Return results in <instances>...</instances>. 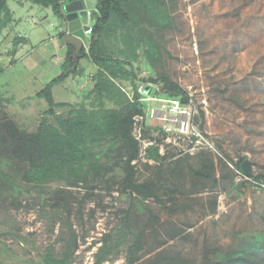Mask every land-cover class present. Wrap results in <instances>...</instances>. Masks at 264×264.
I'll return each mask as SVG.
<instances>
[{
  "label": "rangeland",
  "instance_id": "374dc122",
  "mask_svg": "<svg viewBox=\"0 0 264 264\" xmlns=\"http://www.w3.org/2000/svg\"><path fill=\"white\" fill-rule=\"evenodd\" d=\"M166 2L173 26L161 35L158 68L188 93L193 127L181 137L163 134L160 123L147 115V103L156 101L146 102L145 120L137 117L133 131L140 141L138 168L146 176L143 163H157L148 157L150 145H158V153L167 156L163 164L205 150L216 164L217 186L209 190L211 185L206 183L203 190L201 185L188 190L187 185L188 191L177 193L173 202L162 195L167 206L179 207L172 213L152 199L145 200L143 205L158 223L146 224L141 260L160 251L199 260L204 249L227 250L241 234L264 232V0ZM7 6L12 16L0 27V95L8 102H2L0 112L21 130L33 132L47 109L35 93L59 73L69 23L78 25L86 49L97 13L94 0L75 2L74 11L67 13L73 19L66 22H60L50 8L28 0H7ZM77 63L82 69L79 76L52 88L54 100L67 103L55 112L68 116L72 107H117L113 99L105 98L100 104L89 93L96 68L79 56ZM131 63L134 81L115 80L129 98L141 79L156 78L142 52ZM145 85L139 88L141 102L147 97H170L159 85ZM47 119L57 126L52 116ZM143 134L148 137L142 138ZM243 161L248 162L247 171L238 172L236 163ZM221 162L226 163L225 170H220ZM223 172L230 176L223 178ZM258 175L261 179L256 180ZM17 180L19 193L0 186V264H40L47 248L60 253L70 240L76 245L70 264H94L103 238L116 234L122 210L128 206L127 197L108 177L95 179L89 186ZM147 217L142 211L139 224L145 225ZM172 226L184 229L182 235L156 247L152 230L162 233ZM126 247L127 243H120L100 264H126Z\"/></svg>",
  "mask_w": 264,
  "mask_h": 264
},
{
  "label": "trees",
  "instance_id": "16d2710c",
  "mask_svg": "<svg viewBox=\"0 0 264 264\" xmlns=\"http://www.w3.org/2000/svg\"><path fill=\"white\" fill-rule=\"evenodd\" d=\"M28 1L50 8L60 22L68 20L67 13L74 11L75 2L80 5L83 2ZM94 4L97 16L89 28L87 48L82 47L74 57L75 47L67 42L59 73L35 93L36 98H42L47 104L35 131L21 130L6 113L0 112V186L7 185L14 193H19L21 187L17 178L26 183L65 181L70 185L82 183L84 186H89L95 179H111L113 184L118 185L119 194L127 197L128 206L122 210L116 234L103 238L94 264L104 261L122 242L127 243L126 264H264L262 231L239 235L237 244L227 250L217 247L204 249L199 260L164 251L141 260L146 224L150 223V227H153L158 223L156 215L143 205L144 201L152 199L163 209L174 212L179 207L167 206L161 196L168 195L167 200L173 202L177 193L183 195L200 185L203 190L206 183H210L209 190H213L217 186L216 164L205 150L194 155L185 153L183 157L163 164L161 162L167 156L158 153V145H150L148 157H153L157 163H143L146 176L142 175L138 168L140 141L133 133L135 118L142 117L145 120L146 103L139 101L141 84L159 85L167 96L179 98L182 102L189 99L188 93L158 68L163 51L161 35L172 29L173 18L166 0H94ZM11 16L7 0H0L1 28L6 26ZM16 43L17 40L14 41ZM139 52L156 71V78L150 76L141 79L139 85H133V95L129 98L115 80L134 81L135 72L131 61ZM78 56L89 60L96 68L91 76L93 84L89 93L100 104L105 98L113 99L117 107H72L68 116L55 112L56 107L67 103L56 102L52 88L70 76H79L82 69L77 63ZM2 102H8V99L0 95V106ZM48 116L55 119L56 127L48 123ZM143 133L146 134V131ZM144 134L142 138L145 139L148 136ZM158 141L162 140L158 138ZM225 168L226 163L221 162L220 170ZM236 170L241 172L240 162L236 163ZM231 175L235 173L232 171ZM229 176V173H222L223 178ZM255 179H261V175ZM142 211L148 213L145 225L139 224L138 215ZM183 231L177 226L165 228L162 233L152 230L156 247H161L166 240L181 236ZM75 247V243L70 240L60 253L47 248L40 264H70Z\"/></svg>",
  "mask_w": 264,
  "mask_h": 264
},
{
  "label": "built area",
  "instance_id": "2783aa9c",
  "mask_svg": "<svg viewBox=\"0 0 264 264\" xmlns=\"http://www.w3.org/2000/svg\"><path fill=\"white\" fill-rule=\"evenodd\" d=\"M148 101H156L153 105H151V102L147 103L149 108H147V115L160 123V132L181 137L191 131L193 125L190 121L191 111L187 101L182 102L181 99L176 97L156 98L154 96L152 98L147 97L143 102L146 103ZM195 137V135H192V138Z\"/></svg>",
  "mask_w": 264,
  "mask_h": 264
},
{
  "label": "water",
  "instance_id": "95a60500",
  "mask_svg": "<svg viewBox=\"0 0 264 264\" xmlns=\"http://www.w3.org/2000/svg\"><path fill=\"white\" fill-rule=\"evenodd\" d=\"M74 15H67V19H73ZM77 29V30H76ZM76 30V31H74ZM69 32L70 33H65L62 42H69L72 43L75 47L74 50V57H76L78 55L79 50L82 48V36H80V32H79V27L78 25H73L71 24V22L69 23ZM248 162L247 161H243L241 163V169L243 171H247V166Z\"/></svg>",
  "mask_w": 264,
  "mask_h": 264
},
{
  "label": "crops",
  "instance_id": "0c3cea01",
  "mask_svg": "<svg viewBox=\"0 0 264 264\" xmlns=\"http://www.w3.org/2000/svg\"><path fill=\"white\" fill-rule=\"evenodd\" d=\"M12 14V13H11ZM58 74V73H57Z\"/></svg>",
  "mask_w": 264,
  "mask_h": 264
}]
</instances>
